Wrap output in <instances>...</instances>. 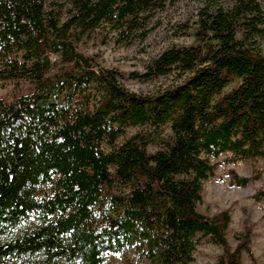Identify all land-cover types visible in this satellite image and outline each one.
I'll list each match as a JSON object with an SVG mask.
<instances>
[{"label":"trees","instance_id":"trees-1","mask_svg":"<svg viewBox=\"0 0 264 264\" xmlns=\"http://www.w3.org/2000/svg\"><path fill=\"white\" fill-rule=\"evenodd\" d=\"M177 1L0 0V83L32 86L0 99V264H103L122 249L143 264H190L201 237L222 247L212 264L250 251L249 229L228 243L227 209L207 216L197 205L210 157L264 171V0H201L194 43L131 73L174 75L152 93L128 90L120 71L77 49L97 31L143 40ZM129 127L139 130L119 142ZM260 173L231 178L243 186Z\"/></svg>","mask_w":264,"mask_h":264},{"label":"rangeland","instance_id":"rangeland-1","mask_svg":"<svg viewBox=\"0 0 264 264\" xmlns=\"http://www.w3.org/2000/svg\"><path fill=\"white\" fill-rule=\"evenodd\" d=\"M201 0H179L158 11L151 21L152 30L145 39H135L132 42H117L112 34L94 32L83 36L77 43L79 52L95 58L102 66L120 71L122 84L130 91L137 93H152L159 87H164L175 81L169 74L151 80H139L131 77V73H141L145 65L162 50L171 45H190L194 43L192 32L196 26L197 14L202 7ZM260 48L264 53V37L259 38ZM54 58V56H52ZM234 81L225 88L230 90ZM32 86L27 81H10L0 83V99L10 102L16 96L28 93ZM138 127H129L122 142L138 131ZM159 148L150 144V151ZM230 153H224L217 158L210 157L216 164L214 173L203 182L202 200L197 209L211 216L227 209L231 220L226 232L228 243L234 247L238 243L237 234L249 229V250L241 256V264H264V199L256 200L253 195L264 188V171L261 161L229 160ZM255 168L260 170L257 178L251 179L243 186L236 185L231 178V171L241 176L251 177ZM222 253L220 245L212 243L208 237H201L193 253L190 264H212ZM143 264L141 257L133 251L122 249L105 253L103 264Z\"/></svg>","mask_w":264,"mask_h":264}]
</instances>
